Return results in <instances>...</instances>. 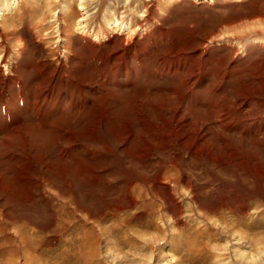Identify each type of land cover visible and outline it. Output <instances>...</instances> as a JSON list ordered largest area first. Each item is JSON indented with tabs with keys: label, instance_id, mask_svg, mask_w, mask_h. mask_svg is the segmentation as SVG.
I'll return each instance as SVG.
<instances>
[{
	"label": "bare ground",
	"instance_id": "6f19581e",
	"mask_svg": "<svg viewBox=\"0 0 264 264\" xmlns=\"http://www.w3.org/2000/svg\"><path fill=\"white\" fill-rule=\"evenodd\" d=\"M156 1L144 0L138 17L126 21L113 11L97 26L85 21L86 10L77 20L73 10L57 14L55 42L64 40L62 53L50 56L47 44H39L34 60H23L18 69L7 61V51L0 56V232L9 218L7 204H46L47 193L66 204L75 181L120 188L131 202L138 179L162 195L176 217L184 209L170 181L181 182L194 202L211 209L214 186L223 184L216 171L234 167L246 179L253 173L264 180V39L255 37L261 31L226 19L203 28L191 22L183 31L163 13L155 14ZM8 19L6 24L14 21ZM0 20V39L17 33V46L26 48L29 32L8 35ZM32 22L37 33L45 27L42 20ZM115 158L122 168L112 166ZM131 168L137 178L121 176ZM230 193L227 188L225 195ZM203 194H209L206 202ZM21 227H14L19 238L30 241ZM93 250L89 245V253Z\"/></svg>",
	"mask_w": 264,
	"mask_h": 264
},
{
	"label": "rangeland",
	"instance_id": "374dc122",
	"mask_svg": "<svg viewBox=\"0 0 264 264\" xmlns=\"http://www.w3.org/2000/svg\"><path fill=\"white\" fill-rule=\"evenodd\" d=\"M163 1L165 3L162 0L155 2V4L158 2L156 10L154 8L155 14L157 16L164 14L163 18H170L169 20L180 25L179 28H183V31L191 22L198 28H203L213 23L212 21L219 22L226 19L231 25L240 24L238 28L247 27L261 31L255 34V37L264 39V0H209L210 4L204 5L200 3L196 5L191 0ZM51 2L50 6L47 0H0L1 29L8 35L12 30L23 31L24 35L30 33L26 35L29 42L25 49L18 47L19 42L14 37L17 33L12 39L9 36L0 39V56L5 55L3 52L7 51V61L10 63L13 61L14 68L18 69L23 60H34L39 44L44 46L47 44L48 48L46 46L45 52L50 56H54L57 52L62 53L64 40H59L60 44L55 42L58 33L56 20L59 21L57 14L64 15L73 10L76 11L77 20L83 17L82 12L86 10L85 21L97 26L99 22H105V17L112 16L113 11L118 15L122 14L127 21L129 17H138L144 9V0H51ZM167 4L169 5L166 6ZM5 5L7 8L3 10L2 7ZM82 6L84 9L81 8ZM130 7L133 8L132 11ZM9 17L14 18V21L6 24ZM29 19L45 22V27L38 32L41 35L38 36V33L33 31L34 22L27 21ZM48 26L51 28H47ZM74 29L73 33L75 32L76 35L78 29ZM50 34L51 37H48ZM30 37L32 39H29ZM56 45H58L57 49ZM10 86L12 87L13 83ZM64 89V86L60 87V91ZM19 103L21 105V101ZM108 152L111 153L110 150ZM112 166L120 169L122 162L115 158ZM175 171L174 168L171 169V173ZM230 171L228 169L216 171L217 180L222 181L223 184L216 183L214 186L215 204L211 209L194 202L189 189L181 182L170 181L171 191L175 199L180 200L181 206L183 204L181 208L184 209L176 217L171 212V208L163 202L162 195L142 184L138 179L133 184L131 202L120 188L112 191L110 188H97L75 181L73 188L69 190L70 200L66 202L67 206L58 195L52 193H47L49 202L46 204L43 201L39 202V205L7 204L5 211L9 218L5 219L7 220L5 232H0V264L3 262L4 264H264V180L260 174L259 176L253 173V177L250 176L252 178L246 179L244 174L234 167ZM130 173L135 178L139 174L136 169L131 168V170H123L121 176L125 177ZM198 175L206 177L204 174ZM54 184L59 187L61 178L54 180ZM227 188L231 193L225 195ZM201 198L206 202L209 194H203ZM239 202L244 206L243 208H240ZM56 213H59V216ZM19 225H22L21 228L31 236L30 241L25 243L21 241L14 229ZM89 245L94 249L90 253Z\"/></svg>",
	"mask_w": 264,
	"mask_h": 264
}]
</instances>
